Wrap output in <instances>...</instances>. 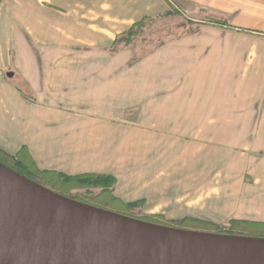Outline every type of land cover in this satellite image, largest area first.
<instances>
[{
	"label": "crops",
	"instance_id": "obj_1",
	"mask_svg": "<svg viewBox=\"0 0 264 264\" xmlns=\"http://www.w3.org/2000/svg\"><path fill=\"white\" fill-rule=\"evenodd\" d=\"M181 1L205 16L264 20V0ZM168 10L166 0L0 2V148L11 154L26 148L42 170L113 175L118 197L143 200L145 209L154 213V207L166 203L164 191L180 187L172 174H158L160 161L171 165L168 173L182 166L197 170L208 150L221 153L205 150V144H213L231 150L228 159L243 154V166L252 172H247L250 186L239 196L264 205V62L255 72L250 71L252 64L238 66V47L221 43L222 32L229 31L220 28L169 40L151 60L135 64H130V50L108 52L136 23L160 18ZM203 34L212 39L205 41ZM222 61L227 68L223 81ZM238 72L242 77L236 81ZM179 74L186 88L175 93ZM204 74L219 77L204 82L214 96L213 107L200 94L199 76ZM248 95L253 98L241 99ZM205 108L219 116L241 113L259 120L206 124L202 117L216 115ZM204 126L235 136L210 142L185 133H200ZM256 195L263 201L255 200Z\"/></svg>",
	"mask_w": 264,
	"mask_h": 264
},
{
	"label": "water",
	"instance_id": "obj_2",
	"mask_svg": "<svg viewBox=\"0 0 264 264\" xmlns=\"http://www.w3.org/2000/svg\"><path fill=\"white\" fill-rule=\"evenodd\" d=\"M0 264H264V238L140 220L0 163Z\"/></svg>",
	"mask_w": 264,
	"mask_h": 264
},
{
	"label": "rangeland",
	"instance_id": "obj_3",
	"mask_svg": "<svg viewBox=\"0 0 264 264\" xmlns=\"http://www.w3.org/2000/svg\"><path fill=\"white\" fill-rule=\"evenodd\" d=\"M2 1L3 0H0V2ZM166 1L168 2L169 10L164 16H160L158 19H148L140 26H135L133 27L134 29L132 28L136 31V33L134 31L135 37L131 44L127 45L125 42L123 43V39H120L121 41L119 40L120 42L118 45L115 46V44H113L109 51H107L109 53L116 54L120 53V51L130 50L133 54L130 64H135L139 61L151 60L154 55L164 49L165 44L169 40H182V38H191L200 35V32L197 31L204 28H211V30L220 28L222 30L229 31V33L226 35L222 32L221 43L223 45L227 43V45L231 44L238 47V57L236 56L238 66H242L244 62L248 65L252 64V69L250 71L255 72V66L264 62V20L260 21L254 18L251 21L249 19L247 21L242 20L239 22L237 19H235L236 16H219V14L218 16H205L208 14L200 10L197 6L193 8L191 7L192 5H184L181 0ZM240 23H250L251 26H240L243 25ZM131 34H133V32H131ZM202 36H204V34ZM203 39L207 41L211 40L212 37L207 35L204 36ZM201 57L203 58V56ZM225 63V61H222L219 64L221 72L220 78L222 81L224 80L223 76L227 71V68L224 66ZM246 71L249 73L248 68ZM2 72L4 74V78H6L8 76L7 71L2 69ZM164 75L165 74H163V76ZM181 75L182 74L175 76L178 77V79H176L177 88L175 89V93H179L181 90L186 88L185 83L179 81ZM241 77L242 75H239L238 72L235 80L239 81ZM229 78H231V76H227V79ZM197 79L198 77L194 78V80ZM214 80H219V77H212V74H204L199 76V88L201 89L200 94L206 99V106L213 107L215 101L213 99L214 96L207 93L205 88L207 87V84L204 85V82ZM231 80H234V78H231ZM223 96L226 97L227 94H224ZM231 96H236L235 90L231 92ZM242 98L250 99L253 97L248 95L246 97H241V99ZM204 110L216 115V117H202L206 124L210 121L219 125H227L229 123L246 125L248 123H257L259 120V118L245 117V115H240L241 113L234 117H227L222 115L219 116L215 111H213L212 108H205ZM215 130L216 129L209 130L204 126L203 131L200 133H185L194 137L198 134L200 137L202 135L205 140L210 142H213L214 138H223V140H227V138H232V136H235L233 133L222 131L214 132ZM236 135L240 136L239 133ZM240 146L242 148L244 147V145ZM204 147L205 150L213 149L221 151V153L216 154L213 153L212 150H208L205 154V164L203 163V167L199 165L197 170L192 167L182 166L179 167L180 170L168 173L173 171V168L170 167L171 165L168 162H165V160L160 161L163 163H161L162 169L160 171L157 170L158 174L162 172H166L165 174H172L171 177L173 182L175 181L180 186L167 188L164 191L166 203L163 207L162 205H158L159 207L157 209H155V207L153 208L154 213H151L148 211V209H145L143 200H140L142 201L141 206L134 207L130 209V211L137 217L160 215L158 217H163L165 222L168 223L170 221L180 220L186 217L197 218L213 222V224L216 226L218 225L225 230H229L232 227V221H264V205L259 204L256 206V204H251L252 199H250V197L247 198L248 200L246 201L244 198H240V196L244 197L246 185L249 184L250 186L251 180L247 172H252L251 168L246 169L243 166V154L239 152L236 154V159H228L230 155L232 156L233 152L231 150L224 149L222 147H216L213 144H205ZM246 157H251V154L249 153V155ZM36 166L39 168L37 164ZM151 166L156 168L157 164L152 163ZM55 172L61 173L58 171ZM62 174L67 176H77L68 175L65 173ZM109 176H112L116 179V177L113 175ZM116 184L113 187L114 195L126 204L133 203V201H124L116 195ZM255 200L263 201V199L257 195L255 196ZM155 218H157V216ZM199 229L200 228H194L188 230L202 231Z\"/></svg>",
	"mask_w": 264,
	"mask_h": 264
},
{
	"label": "trees",
	"instance_id": "obj_4",
	"mask_svg": "<svg viewBox=\"0 0 264 264\" xmlns=\"http://www.w3.org/2000/svg\"><path fill=\"white\" fill-rule=\"evenodd\" d=\"M148 19L149 18H145L143 21L136 23L132 28L140 26ZM132 28L117 40L115 46L118 45L122 39L123 43L125 42L127 45L132 43L135 37L134 34L136 33V31L133 30L134 28ZM131 32H133V34H131ZM0 163L61 195L140 220L151 221L152 223L179 229L188 230L200 228L199 230L210 233L264 238V222L260 221H232V227L229 230H225L218 225L216 226L213 222L191 217L170 221L169 223L165 222L163 217H158L160 215L137 217L130 209L141 206L142 201L126 204L117 198L113 193V187L116 184V179L114 177L101 174L67 176L55 171L40 170L26 148H22L16 154H11L0 148ZM156 216L157 218H155ZM154 219L159 220L155 221Z\"/></svg>",
	"mask_w": 264,
	"mask_h": 264
}]
</instances>
